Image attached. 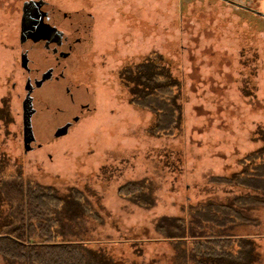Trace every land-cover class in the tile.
<instances>
[{"label": "rangeland", "instance_id": "obj_1", "mask_svg": "<svg viewBox=\"0 0 264 264\" xmlns=\"http://www.w3.org/2000/svg\"><path fill=\"white\" fill-rule=\"evenodd\" d=\"M24 1L0 0V153L5 172L20 171L66 199L58 215L60 240L85 243L100 264H182L193 240L173 236L170 219L195 225L194 209L201 205L236 206L243 195L264 199L262 191L216 180L241 174L246 156L264 147L262 16L222 0L81 1L94 13L95 37L76 72L95 87V111L67 136L52 139L53 109L70 107L61 92L42 86L49 107L40 104L31 125L45 145L32 149L23 139L22 102L30 86L18 51ZM236 1L264 10V0ZM156 55L157 65L182 82L180 122L169 135L152 132L157 115L132 102L122 79L124 68ZM27 61L22 54L23 67ZM128 183L142 189L122 195ZM5 192L14 198L11 189ZM86 202L99 218L83 210ZM3 207L0 212L9 204ZM240 210L244 221L204 224L218 235L248 240L250 263L264 264V205ZM0 264L29 263L0 254Z\"/></svg>", "mask_w": 264, "mask_h": 264}, {"label": "trees", "instance_id": "obj_2", "mask_svg": "<svg viewBox=\"0 0 264 264\" xmlns=\"http://www.w3.org/2000/svg\"><path fill=\"white\" fill-rule=\"evenodd\" d=\"M122 75L126 86L134 94L132 102L157 115L152 132L158 135L173 134L181 117L176 95L182 82L151 60L134 68H124ZM6 160L5 153H0V207L2 205L3 210V205L9 204L8 210L0 212V254L29 264H100L95 250L90 246L59 239L58 215L66 199L52 187L26 179L20 171L11 174L5 172ZM243 162L245 168L241 174L218 177L217 182L238 184L264 192V147L247 155ZM9 189L14 198L10 199L6 194L5 191ZM140 189V184L128 183L120 191L122 195L133 196ZM235 204H210L195 208V225H189L185 219L169 220V228L176 230L173 236L193 240L190 254L182 255V264H251V242L241 237L218 235L214 228L210 232L204 224L214 221L217 225L225 226L244 221L246 216L240 207L264 205V199L243 195L235 200ZM80 205L87 214L99 218L89 203ZM236 244L241 247L235 252L233 246Z\"/></svg>", "mask_w": 264, "mask_h": 264}, {"label": "flooded vegetation", "instance_id": "obj_3", "mask_svg": "<svg viewBox=\"0 0 264 264\" xmlns=\"http://www.w3.org/2000/svg\"><path fill=\"white\" fill-rule=\"evenodd\" d=\"M25 1L30 3L26 9ZM25 1L19 13L18 23L19 64L23 71L24 82L30 86L24 89V96L30 94L32 97L34 116L40 111V104L44 103L46 108L49 107L39 94L42 86L48 84L63 94L70 108L65 113L62 109H53L50 129L52 139L61 138L67 136L70 129L82 118L95 111V87L91 82H84L76 72L80 68L77 59L86 55L85 52L92 45L95 37L94 13L84 3L80 4L83 0ZM222 1L264 18V10L236 0ZM23 23L28 25L29 32L32 31L27 40L21 37ZM22 54L26 55L28 60L24 67L21 65ZM148 60L158 64L159 58L158 55L151 56L131 67L134 68ZM16 86L17 82H13V88ZM18 93L22 95L21 92ZM85 97L87 100L84 101ZM61 129H67V132L56 136L55 132ZM44 145L45 142H39L36 137L30 147L38 149Z\"/></svg>", "mask_w": 264, "mask_h": 264}, {"label": "water", "instance_id": "obj_4", "mask_svg": "<svg viewBox=\"0 0 264 264\" xmlns=\"http://www.w3.org/2000/svg\"><path fill=\"white\" fill-rule=\"evenodd\" d=\"M29 4L30 3H28V2L25 3V5H24L25 9H26V7L29 6ZM27 27H28V25H24V23H23L21 37H22V39H25V40H27L29 38V36L31 35L30 33L32 32V31L29 32ZM22 108H23V137H24V141L28 144V146H30L32 144V142L35 140V138L33 136L32 125H31V117H32L33 113L35 112V108L33 106L32 97L30 96V94H28L23 99ZM62 128H64V127H62ZM66 132H67V129L66 130L61 129V130L56 131L55 135L60 136V135L65 134Z\"/></svg>", "mask_w": 264, "mask_h": 264}]
</instances>
